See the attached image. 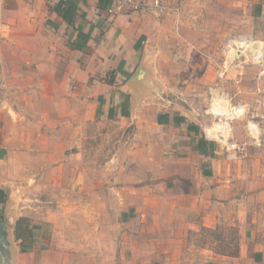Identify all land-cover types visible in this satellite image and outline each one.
Instances as JSON below:
<instances>
[{
	"label": "crops",
	"instance_id": "obj_1",
	"mask_svg": "<svg viewBox=\"0 0 264 264\" xmlns=\"http://www.w3.org/2000/svg\"><path fill=\"white\" fill-rule=\"evenodd\" d=\"M157 1L162 10L110 16V0H0V264H93L97 254L101 264H111L105 256L113 252L122 255L116 264H124L128 253L133 264H141L143 257L147 264H264L262 97L254 108L261 145L248 146L246 157L236 160L222 158L223 149L199 136V125L185 115H159L156 124L177 128L183 145L190 146L188 140L195 138L194 151L183 153L188 149L180 147L181 156L170 155L165 170L149 157V178H139L134 189L136 194L150 193L156 185L152 174L163 171L165 179L158 186L170 200L160 205L168 212L152 213L158 206L153 197L126 199L124 183L117 202L101 203L95 218L93 167L78 161L90 154L94 123L142 122L136 113L150 88L145 73L141 75L145 47L165 17L191 3ZM240 1L251 20L244 35L264 43V0ZM259 86L264 94V80ZM239 120L232 126L234 138L244 142L246 120ZM200 139L212 154L199 153ZM152 145L150 141L147 149ZM69 160L74 212L65 208L63 195L62 173ZM110 205L116 208L113 215ZM195 213L202 226L210 227L233 216L230 221L239 228L237 252L219 254L208 248L196 254L180 246L181 229L191 227ZM160 221L171 229L165 234L150 229L151 240L143 244L141 228ZM110 222L117 223V232L111 231ZM156 237L162 238L160 248L168 254L164 262L157 256Z\"/></svg>",
	"mask_w": 264,
	"mask_h": 264
},
{
	"label": "rangeland",
	"instance_id": "obj_2",
	"mask_svg": "<svg viewBox=\"0 0 264 264\" xmlns=\"http://www.w3.org/2000/svg\"><path fill=\"white\" fill-rule=\"evenodd\" d=\"M163 21L164 24L158 28L151 42L145 47L142 56L141 69L145 71L146 82L150 86L148 91L143 93V97L140 99L142 107L136 113V117L142 119V122L129 126L128 122L124 124L114 122L101 124L95 121L90 132L91 141L89 145L92 148L90 154L87 158L78 160L82 166L87 163L93 167L94 200L95 204H98V206L95 205V218L101 213V203L104 201L107 203L117 202L119 188H122L124 183L126 187L122 193L126 199L132 200L136 196L145 197V199L153 197L155 199L154 204L158 200V206L154 207V211L151 208V212L156 216L165 215L168 212L167 208L165 209L163 205H160L170 200L169 193L162 186H158L165 179V174L161 173L163 171L152 174L151 177L156 178V180L154 179L156 188L153 187L154 190L150 193L148 190H144V196L142 193L136 194L134 189L139 185L137 182L139 178H149L145 176L148 175L146 165L149 157H155L158 161V168L163 169L170 155L174 153L176 157L181 156V150H177L180 147H187L188 150L183 153L194 151L195 138L188 140L190 146L183 145L186 142L180 132L174 131L177 128L159 127L156 124L157 117L164 113L185 115L189 122H195L199 125L198 134L204 137L202 127L214 126L216 121L212 120V117L203 115L193 116V113L201 114L202 111L210 108L209 89L218 84L217 73L223 60L222 50L225 39L228 36L247 33L251 22L249 12L240 0H191L187 8L171 14L168 18L165 17ZM263 80L264 76L259 77L257 69L249 66L242 77L231 75L221 85L233 98L232 102L248 104L250 113L252 111L256 113L254 108H258L257 98H264L259 86ZM213 102L225 107L223 101ZM213 109L216 107L213 106ZM240 120H247V117ZM236 122L232 121V126ZM172 131L174 133L171 136ZM149 133L154 135L152 140L149 138ZM176 134L177 136L173 140L177 139L178 141L173 142L171 138ZM150 141L153 142L152 150L147 149ZM207 142L213 143L216 150H222L220 143ZM134 151L137 152L135 155H139L138 157L132 155ZM221 156L225 159L223 154ZM134 159L137 162H133ZM70 161L72 163V160L66 163V173L63 170L62 183L63 195L67 200L65 208H68L69 212H74L75 204L69 201L72 178L69 168ZM205 166L208 165L205 164ZM119 168L121 172H119ZM107 209L111 215L116 212V208L113 209L112 205L108 206ZM229 212L230 210H225V216L230 217ZM191 217V227L184 226L181 229L185 232L184 236L182 234L179 239L176 238L180 240V246L186 245L187 251L191 247V253L196 254H198V250L208 248L219 254L232 255L237 252L239 228L234 220L230 221L234 218L233 216L230 220L225 218L220 224L217 223L211 227L202 226L196 213ZM113 222H110V229L117 232V223ZM142 224L144 226V223ZM150 229L165 234L171 229V226L168 222L160 221L141 228L143 244L149 243L151 240L147 233ZM157 232L152 233L157 234ZM156 239L162 243V238L156 237ZM111 240L110 243L112 244ZM114 240L117 244L118 239ZM163 240V244H169V239L163 238ZM160 242L159 244L156 242L159 247L157 256L161 262H164L165 256L168 254L163 253ZM106 256L108 263L111 264L113 262L116 264L119 260L123 261L120 259L122 255L117 252ZM136 256L143 257L141 254ZM94 257L99 260H94L93 264H101V255L97 254ZM133 257L132 254H126L124 264H133ZM146 260L143 257L140 263L147 264Z\"/></svg>",
	"mask_w": 264,
	"mask_h": 264
},
{
	"label": "built area",
	"instance_id": "obj_3",
	"mask_svg": "<svg viewBox=\"0 0 264 264\" xmlns=\"http://www.w3.org/2000/svg\"><path fill=\"white\" fill-rule=\"evenodd\" d=\"M146 9L162 10L163 6L157 0L152 3H147L145 0H110L107 12L110 16H119ZM222 53L223 60L217 73L218 84L209 89L210 108L196 116L212 117V120L216 121L214 126L219 127L213 131L212 135H209L207 128L212 129L214 126L202 127L204 138L207 141L220 143L226 160H236L246 157L248 146L261 145L258 117L255 113H250L245 103L232 102L233 98L221 83L231 75L242 77L249 66L257 69L259 77L264 76V43L251 35L228 36L224 41ZM213 101H223L225 107ZM213 106L216 109H213ZM244 117H247L245 123L247 140L239 142L234 138L231 122Z\"/></svg>",
	"mask_w": 264,
	"mask_h": 264
},
{
	"label": "trees",
	"instance_id": "obj_4",
	"mask_svg": "<svg viewBox=\"0 0 264 264\" xmlns=\"http://www.w3.org/2000/svg\"><path fill=\"white\" fill-rule=\"evenodd\" d=\"M126 116V113L124 114ZM167 117V116H166ZM206 142L203 139H200L198 142L197 150L199 151L200 154L202 155H209L212 154V148L211 152L206 149Z\"/></svg>",
	"mask_w": 264,
	"mask_h": 264
},
{
	"label": "bare ground",
	"instance_id": "obj_5",
	"mask_svg": "<svg viewBox=\"0 0 264 264\" xmlns=\"http://www.w3.org/2000/svg\"><path fill=\"white\" fill-rule=\"evenodd\" d=\"M219 126H214L212 129L207 128L209 135H212L213 131H215Z\"/></svg>",
	"mask_w": 264,
	"mask_h": 264
},
{
	"label": "water",
	"instance_id": "obj_6",
	"mask_svg": "<svg viewBox=\"0 0 264 264\" xmlns=\"http://www.w3.org/2000/svg\"><path fill=\"white\" fill-rule=\"evenodd\" d=\"M145 72L144 71H141V75H143Z\"/></svg>",
	"mask_w": 264,
	"mask_h": 264
}]
</instances>
